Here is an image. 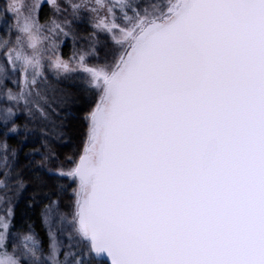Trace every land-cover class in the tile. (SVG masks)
Segmentation results:
<instances>
[{
	"label": "snow or ice",
	"instance_id": "snow-or-ice-1",
	"mask_svg": "<svg viewBox=\"0 0 264 264\" xmlns=\"http://www.w3.org/2000/svg\"><path fill=\"white\" fill-rule=\"evenodd\" d=\"M47 4L54 16L44 24L40 0L0 7L12 20L0 38V94L16 106L0 108V136L20 135L17 111L25 138L39 133L42 158L24 168L33 201L48 200L49 241L13 235L9 206L0 264H264V0ZM74 23L85 44L50 58V82L45 32L75 42ZM69 122L74 146L59 160L45 138ZM0 153L4 200L25 183L16 149L10 159L0 143Z\"/></svg>",
	"mask_w": 264,
	"mask_h": 264
},
{
	"label": "trees",
	"instance_id": "trees-1",
	"mask_svg": "<svg viewBox=\"0 0 264 264\" xmlns=\"http://www.w3.org/2000/svg\"><path fill=\"white\" fill-rule=\"evenodd\" d=\"M42 8L38 13V18L40 23H45L49 20L50 17L53 16V10L47 4V1H43L41 4ZM74 34L76 36L75 42L73 40L72 35L65 37V41L60 48V55L62 58H68L71 56L73 52V47L75 46L79 49L81 46L85 44V41L82 39L83 36L87 35V32L84 30V26H77L76 23L73 24ZM103 55L101 51V56ZM50 82L53 81L55 78L53 75H47ZM57 87L64 89L68 93L74 94L75 89L73 87V83L70 80H62L59 82ZM21 109L23 105L19 106ZM14 111H16V106L13 105ZM77 115L82 118L83 111H78ZM16 124L20 128V135L16 136L10 134L8 137L0 136V141L3 143H7L9 145V157L11 150L13 148L17 151L16 157V167L18 170L21 171V179L25 183V190L20 193L19 196H16L13 191H8L6 193L7 199L0 200V216H6L8 212L9 206L12 209L13 215L11 218V232L13 233L15 227L22 221L25 228L30 232H34L36 238L41 243L42 247L47 249L48 245V236H47V229L43 224V220L41 217V210L45 203H48V200L44 198L43 195H38L33 201V192L34 186L30 182V178L32 176L31 169H25L24 165L28 164L29 157H34L33 165L35 161L40 160L41 154L44 151L43 145L40 141L39 133H37L36 137H29L25 138L24 136V125L27 123V118L24 115L23 111H17V116L14 117ZM32 127V125H29ZM74 127H78L72 122H69L64 130L63 136H48L45 138L46 142L48 143L50 149L54 153L55 157H58L59 160H63L65 155L72 151L74 146V138L76 137V133L74 131ZM33 149H39V152H33ZM25 153H28L29 156L26 157ZM11 159V157H10ZM55 167V165H51ZM2 173L0 174V179H2ZM65 181H62L64 183ZM12 187H15V181H10ZM55 189V181L50 180L48 182V187L45 191L51 194ZM70 191V189H69ZM5 196V190L0 189V197ZM55 199V196H52ZM63 207V204H62Z\"/></svg>",
	"mask_w": 264,
	"mask_h": 264
},
{
	"label": "rangeland",
	"instance_id": "rangeland-1",
	"mask_svg": "<svg viewBox=\"0 0 264 264\" xmlns=\"http://www.w3.org/2000/svg\"><path fill=\"white\" fill-rule=\"evenodd\" d=\"M43 1H47V0H40V3L42 4ZM6 3H7V0H0V7L4 6ZM53 16H54V12H53ZM11 23H12L11 18H7V19L0 18V38H4V37L8 36L9 33H8L7 25H9ZM41 24H44V23H41ZM45 35L50 36L51 38L43 41V46L45 48V51L43 53L44 59L42 60V65L44 66L43 70L45 71V73L47 75L48 74L53 75L52 70L48 69L47 65L50 62V58H52L54 54L60 55V48L65 41V37H63V36L54 37V36H51V34L47 33V32H45ZM14 38H15V35L13 33L12 39H14ZM53 41H55V43L58 45V47H56L55 49H52V47H51ZM68 58H62V59L67 60ZM6 85L8 88H11L13 91L19 90L18 86L16 84H13L11 81L6 82ZM3 91H4V88L2 86H0V93H2ZM5 106H12L13 107V105L9 104V102L3 98V95L0 94V108H3ZM0 143H3V142L0 141ZM0 155H3V153H0ZM2 172H3V169H0V174ZM28 233H29V231L25 228L22 221L15 227V229L13 231V235L28 234Z\"/></svg>",
	"mask_w": 264,
	"mask_h": 264
}]
</instances>
